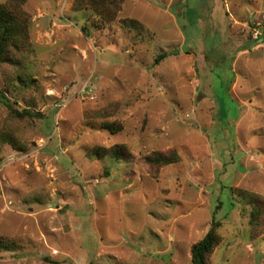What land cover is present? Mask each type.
<instances>
[{"label":"rangeland","instance_id":"374dc122","mask_svg":"<svg viewBox=\"0 0 264 264\" xmlns=\"http://www.w3.org/2000/svg\"><path fill=\"white\" fill-rule=\"evenodd\" d=\"M73 2L24 0L29 45L0 64L36 113L0 102V264H191L213 220L210 264H264L244 199L264 198V0H125L111 22Z\"/></svg>","mask_w":264,"mask_h":264},{"label":"trees","instance_id":"16d2710c","mask_svg":"<svg viewBox=\"0 0 264 264\" xmlns=\"http://www.w3.org/2000/svg\"><path fill=\"white\" fill-rule=\"evenodd\" d=\"M23 1L24 0H10V2L4 4L0 3V64L11 62L18 56L16 52L22 46L29 45V18L21 8ZM124 1L125 0H74L73 7L77 9L83 7L88 8L92 10L102 22H111L117 16ZM127 20L125 26H141V24L133 18ZM254 42H256V40H254ZM166 55V52L159 53L155 58V62H160ZM0 102L3 103L13 115L17 116V119L36 114L28 109H23L22 111L14 109L12 105L9 104L10 102L4 93H0ZM107 127L110 131L117 130L116 127L109 124H107ZM5 137L8 139V135L5 134ZM102 150L111 158L117 160L127 155L126 146L123 144ZM145 161L152 166H162L178 161V156L175 153H171L170 155L155 153L146 156ZM244 199H246L247 205L250 208L249 224L253 231L256 232L255 230H260L261 224L263 223L264 198L246 193ZM218 226L219 222L213 220L206 234L200 240L192 244L190 247L191 264H210L208 256L219 240L216 232ZM4 242L6 241L0 239V245L2 244L0 249L11 250L13 248L11 246L12 243L7 242L8 244H6Z\"/></svg>","mask_w":264,"mask_h":264}]
</instances>
